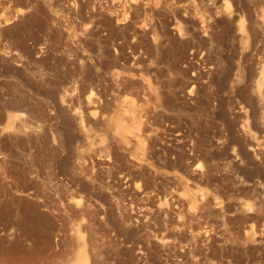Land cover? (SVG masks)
Listing matches in <instances>:
<instances>
[{
  "label": "rangeland",
  "instance_id": "374dc122",
  "mask_svg": "<svg viewBox=\"0 0 264 264\" xmlns=\"http://www.w3.org/2000/svg\"><path fill=\"white\" fill-rule=\"evenodd\" d=\"M0 264H264V0H0Z\"/></svg>",
  "mask_w": 264,
  "mask_h": 264
},
{
  "label": "bare ground",
  "instance_id": "6f19581e",
  "mask_svg": "<svg viewBox=\"0 0 264 264\" xmlns=\"http://www.w3.org/2000/svg\"><path fill=\"white\" fill-rule=\"evenodd\" d=\"M6 205H0V215H2L4 212H5V210H6ZM7 211V210H6ZM5 214V213H4ZM0 252H2V253H7V251L6 250H1Z\"/></svg>",
  "mask_w": 264,
  "mask_h": 264
}]
</instances>
